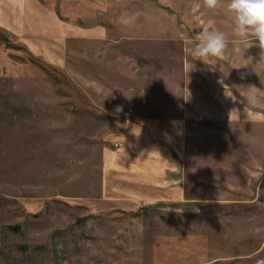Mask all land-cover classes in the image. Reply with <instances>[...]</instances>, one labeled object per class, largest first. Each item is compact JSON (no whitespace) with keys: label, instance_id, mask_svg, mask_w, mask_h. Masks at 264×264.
<instances>
[{"label":"rangeland","instance_id":"374dc122","mask_svg":"<svg viewBox=\"0 0 264 264\" xmlns=\"http://www.w3.org/2000/svg\"><path fill=\"white\" fill-rule=\"evenodd\" d=\"M28 2L30 32L41 4L94 36L70 41L61 67L38 58L44 69L29 52L0 43V264L264 258V234L251 231L264 225L262 125L191 126L189 178L220 202L198 211L132 214L100 196L104 157L116 148L122 113L181 102L180 32L199 26L204 11L195 5L202 0Z\"/></svg>","mask_w":264,"mask_h":264},{"label":"crops","instance_id":"0c3cea01","mask_svg":"<svg viewBox=\"0 0 264 264\" xmlns=\"http://www.w3.org/2000/svg\"><path fill=\"white\" fill-rule=\"evenodd\" d=\"M30 5L28 0H3L0 20L4 23L0 21V26L18 37L24 51L31 54V62H38L41 69L44 67L38 58L61 67L67 59L70 41L94 36L93 30L84 34L80 25L70 23L56 10L41 4L30 32ZM203 11L199 26L210 25L234 39V21L224 8L215 14L204 8ZM199 26L180 32L183 44L178 49L176 64L181 69L178 90L181 102L174 107H161L155 101L158 107L145 104L132 112H123L116 148L105 154L100 196L125 205L130 212H190L200 210L204 204L222 201L189 178L186 148L191 126L195 123L264 126L248 122L243 112L249 85L264 88L261 84L264 61L259 60L258 41L253 40L251 47L230 43L224 57L211 59L208 65L193 59L192 46L186 43L200 31ZM189 62L194 66L191 70ZM240 73L246 74L243 79Z\"/></svg>","mask_w":264,"mask_h":264},{"label":"clouds","instance_id":"9594fccd","mask_svg":"<svg viewBox=\"0 0 264 264\" xmlns=\"http://www.w3.org/2000/svg\"><path fill=\"white\" fill-rule=\"evenodd\" d=\"M195 7H203L213 14L224 8L234 21V39L230 40L224 32L201 23L200 31L186 40V43L192 46L193 59L202 60L209 65L211 59L224 57L230 43L251 47L252 41L255 40L258 41L257 46L260 49L259 60L264 61V0H202V4L197 3ZM190 65L191 70L194 66L191 63ZM245 75L240 73L241 79ZM261 84H264V81H261ZM246 101L243 108L246 120L251 123H264V88L249 85ZM251 231L257 236L264 234V225H257ZM197 260L198 264H216V260L208 255H200ZM256 264H264V258L257 260Z\"/></svg>","mask_w":264,"mask_h":264},{"label":"trees","instance_id":"16d2710c","mask_svg":"<svg viewBox=\"0 0 264 264\" xmlns=\"http://www.w3.org/2000/svg\"><path fill=\"white\" fill-rule=\"evenodd\" d=\"M0 43H3L5 44V47L7 49H15V50H19V51H24L25 50V47L22 46V47H18L17 45H13L10 40L4 35V33H2L0 31ZM34 60V59H33ZM143 212H147L146 210H142ZM142 212L141 211H135V212H132V214H141ZM18 228V227H16Z\"/></svg>","mask_w":264,"mask_h":264}]
</instances>
